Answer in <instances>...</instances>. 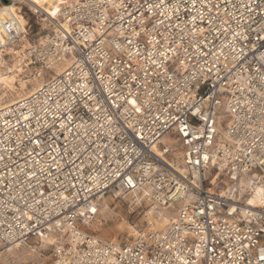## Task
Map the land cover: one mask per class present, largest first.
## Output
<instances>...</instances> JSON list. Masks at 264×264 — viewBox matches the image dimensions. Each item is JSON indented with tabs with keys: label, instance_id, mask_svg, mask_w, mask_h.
I'll use <instances>...</instances> for the list:
<instances>
[{
	"label": "built area",
	"instance_id": "obj_1",
	"mask_svg": "<svg viewBox=\"0 0 264 264\" xmlns=\"http://www.w3.org/2000/svg\"><path fill=\"white\" fill-rule=\"evenodd\" d=\"M15 20L0 4V62L40 84L0 107V243L51 240L50 264H264V0H62L36 41ZM111 191L169 222L98 238Z\"/></svg>",
	"mask_w": 264,
	"mask_h": 264
},
{
	"label": "rangeland",
	"instance_id": "obj_2",
	"mask_svg": "<svg viewBox=\"0 0 264 264\" xmlns=\"http://www.w3.org/2000/svg\"><path fill=\"white\" fill-rule=\"evenodd\" d=\"M31 5L33 3H43L42 8L55 16L62 0H26ZM20 18L27 25V38L29 41H36L39 37L53 29L55 21H43L47 16L33 13L27 3L21 5ZM16 61H8L6 65H0L2 73L7 69L15 67ZM62 66H59L61 68ZM42 82L48 81L54 74V70L43 71ZM13 82L9 86L0 84V103L5 105L27 94L31 86L40 84L36 81L32 84H23L26 77L19 72L12 73ZM21 83V84H20ZM23 84V85H22ZM140 197V200L136 198ZM151 209L150 203L142 196L126 195L117 192H108L99 200L98 213L92 223L87 227L88 231L100 239L114 241L122 244L131 241L135 233L146 226L149 219L148 210ZM159 210V209H158ZM161 218L170 217V213L161 211ZM159 229V225L156 227ZM51 240H31L28 246L3 245L0 243V264H50L52 261Z\"/></svg>",
	"mask_w": 264,
	"mask_h": 264
},
{
	"label": "bare ground",
	"instance_id": "obj_3",
	"mask_svg": "<svg viewBox=\"0 0 264 264\" xmlns=\"http://www.w3.org/2000/svg\"><path fill=\"white\" fill-rule=\"evenodd\" d=\"M7 1L8 2L6 4H3V5L1 4V5L4 7L5 11L9 13V15H13L14 16V19H16L15 21H16L17 29L19 31H24L23 29H25V23L20 18V15L22 13L21 6L20 5L22 3H24V2L27 3L29 5V7H30V10L33 13H38V12L40 13L41 12V15H43V17L44 16H47V18H49V19L43 18L42 20L43 21L49 20L50 22L55 21L57 19V15H58V12H59V7H60L59 6L58 9H57L56 15L55 16H52L50 13H48L46 10H44L42 8V5L41 4H43V3L37 4L35 2V3H33L31 5L26 0H7ZM0 65H6V64L5 63L2 64V62H0ZM14 72L21 73V68L19 67L18 62L15 65V67H12V68L7 69V72L6 73H2L1 70H0V84L1 85H5V86H9L10 84H12V82L14 81L13 80L12 73H14ZM22 83L23 84H26L25 81H23ZM11 102H13V101H11ZM11 102H9V103H11ZM2 106L3 105L0 103V107H2ZM136 199L137 200H140L141 198L140 197H137ZM147 213L150 215L149 216V219H151L150 220L151 223L152 224H155L154 229H156V230L162 229L169 222V217L168 218H161L160 219L161 213L155 207H151V209H149ZM157 225H159V229L156 228ZM12 245L14 246L13 248H17L18 247V244H12Z\"/></svg>",
	"mask_w": 264,
	"mask_h": 264
},
{
	"label": "water",
	"instance_id": "obj_4",
	"mask_svg": "<svg viewBox=\"0 0 264 264\" xmlns=\"http://www.w3.org/2000/svg\"><path fill=\"white\" fill-rule=\"evenodd\" d=\"M8 1L7 0H0V4H6Z\"/></svg>",
	"mask_w": 264,
	"mask_h": 264
},
{
	"label": "snow or ice",
	"instance_id": "obj_5",
	"mask_svg": "<svg viewBox=\"0 0 264 264\" xmlns=\"http://www.w3.org/2000/svg\"><path fill=\"white\" fill-rule=\"evenodd\" d=\"M261 259H264V257H261Z\"/></svg>",
	"mask_w": 264,
	"mask_h": 264
}]
</instances>
